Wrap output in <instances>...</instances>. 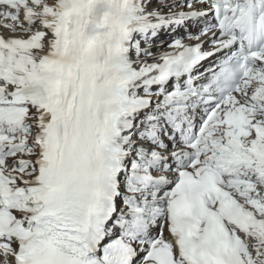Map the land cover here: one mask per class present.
<instances>
[{"label":"snow or ice","instance_id":"1","mask_svg":"<svg viewBox=\"0 0 264 264\" xmlns=\"http://www.w3.org/2000/svg\"><path fill=\"white\" fill-rule=\"evenodd\" d=\"M0 264H264V0H0Z\"/></svg>","mask_w":264,"mask_h":264},{"label":"bare ground","instance_id":"2","mask_svg":"<svg viewBox=\"0 0 264 264\" xmlns=\"http://www.w3.org/2000/svg\"><path fill=\"white\" fill-rule=\"evenodd\" d=\"M166 31H168V30H161V32H160V33H162V36L164 38L163 41H161V42H154L153 43L152 47H153V51L154 52L163 53L165 51H172V49L169 48L167 45H169L172 42V39H173L174 36H176V35H182L183 34V31L182 30H180V31H178L176 33H173L172 31H170V32L167 33ZM162 42H163V45L164 46L157 48V45H160ZM204 49L205 50H210V45L207 44V43H205ZM214 59H215V57H213L212 59L206 60L205 62H203V66L208 65L210 62L212 63V60H214ZM202 70H203V68H202ZM165 235H167V232H165Z\"/></svg>","mask_w":264,"mask_h":264},{"label":"rangeland","instance_id":"3","mask_svg":"<svg viewBox=\"0 0 264 264\" xmlns=\"http://www.w3.org/2000/svg\"><path fill=\"white\" fill-rule=\"evenodd\" d=\"M170 31H171V30H168V31H166V32L168 33V32H170ZM159 36H160V37L154 39V42H161V41L164 40V38H163V36H162V33H160ZM163 46H164V45H163ZM167 46H168V45H167ZM167 46H166V47H167ZM209 64H211V62H210ZM209 64H208V65H209ZM208 65H206V66H204V67H207ZM201 70H202V68H201ZM154 234H155V233H154Z\"/></svg>","mask_w":264,"mask_h":264}]
</instances>
